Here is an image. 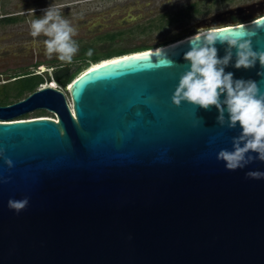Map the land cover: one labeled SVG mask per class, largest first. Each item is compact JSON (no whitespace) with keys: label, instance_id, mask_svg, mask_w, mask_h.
I'll list each match as a JSON object with an SVG mask.
<instances>
[{"label":"water","instance_id":"obj_1","mask_svg":"<svg viewBox=\"0 0 264 264\" xmlns=\"http://www.w3.org/2000/svg\"><path fill=\"white\" fill-rule=\"evenodd\" d=\"M245 11L240 23L194 28L252 33L264 51V0L222 15ZM193 34L82 72L68 89L55 81L70 105L42 85L0 106V264H264V179L245 175L264 162L227 170L217 155L233 150L239 126L171 100ZM216 47L222 58L227 45ZM231 64L264 91L258 61ZM33 112L54 119L24 118ZM25 197L19 213L8 207Z\"/></svg>","mask_w":264,"mask_h":264},{"label":"rangeland","instance_id":"obj_2","mask_svg":"<svg viewBox=\"0 0 264 264\" xmlns=\"http://www.w3.org/2000/svg\"><path fill=\"white\" fill-rule=\"evenodd\" d=\"M260 1L263 0H175L173 3L168 0H0V18L14 16L17 20L8 25L0 23V87L12 81L13 76L34 72L48 78L44 84L63 91L51 79L53 70L59 66L74 70L84 63L89 66L91 62L77 59L82 52L87 54V49L104 54L116 49L157 47L180 35L198 33L194 27L203 22L212 26L240 23L235 17L244 18L250 11L234 16L222 13ZM50 5L58 7L63 18L78 29L74 39L79 52L71 64L60 61L55 54L51 57L46 54L47 37L30 35L31 22L43 18V10ZM31 9H35V14ZM216 15L218 19L210 22L209 18ZM63 93L70 102L68 93ZM36 117L54 119L46 112H33L24 118Z\"/></svg>","mask_w":264,"mask_h":264},{"label":"clouds","instance_id":"obj_3","mask_svg":"<svg viewBox=\"0 0 264 264\" xmlns=\"http://www.w3.org/2000/svg\"><path fill=\"white\" fill-rule=\"evenodd\" d=\"M173 2L175 0H168V3ZM31 11L35 14V9ZM43 13V18L31 22L30 35L33 38L47 37L44 41L46 54L49 57L55 54L60 61L71 64L79 52V44L74 39L78 29L63 18L56 6L50 5ZM227 31L207 28L197 35L196 42L184 53L183 58L190 67L181 74L171 100L177 107L183 101L204 110L215 107L219 125L226 124L230 129L239 126L240 134L232 139L233 150L221 149L217 155L218 160L225 162L227 170L235 171L256 160L264 162V91H261L257 81L235 79L234 73L225 69L233 58L235 63L231 66L236 69H252L257 61L264 69V51L253 50L251 37L254 34L237 32L225 35ZM217 43L227 45L222 58L218 55ZM87 54L91 56L92 50ZM173 63L171 60L158 61V64L166 66ZM257 75L264 77V71H258ZM3 156V149H0V157ZM5 163L9 168L13 167L11 159L5 158ZM245 175L250 179H264V172L261 171H250ZM28 203L27 197L10 199L8 207L19 213Z\"/></svg>","mask_w":264,"mask_h":264},{"label":"trees","instance_id":"obj_4","mask_svg":"<svg viewBox=\"0 0 264 264\" xmlns=\"http://www.w3.org/2000/svg\"><path fill=\"white\" fill-rule=\"evenodd\" d=\"M236 14L237 13L233 14V16ZM235 20L237 22H241L242 18L235 17ZM16 21L17 20L13 17L0 18V23L6 25L14 23ZM151 48L154 47L144 46L132 50L116 49L104 54H96L94 53V51H92L91 56H89L88 54H83L82 52L77 59H81L84 62H91L89 66L87 65L88 63H84V66L77 67L74 70H71L68 66L57 67L55 70H53L51 79L53 81H59V83H63L67 86L79 74H81L83 71L87 70L91 66L100 64L105 61H109L115 57H122L124 55L148 51V49ZM86 51H89V49H87ZM10 80L12 81L2 84L0 87V106L11 105L26 98L29 94L33 93L41 85H43L45 81H48V78H45L44 76H42V74H34V72H25L23 74L11 77ZM50 85L44 84L43 87H48Z\"/></svg>","mask_w":264,"mask_h":264},{"label":"bare ground","instance_id":"obj_5","mask_svg":"<svg viewBox=\"0 0 264 264\" xmlns=\"http://www.w3.org/2000/svg\"><path fill=\"white\" fill-rule=\"evenodd\" d=\"M200 32H202V31H200ZM200 32H198V33H195V34H193L192 36H194V35H199V33ZM186 38H188V37H186ZM185 38H183V39H181V40H184ZM181 40H178V41H176V42H180ZM172 43H170L169 45H171ZM157 49H159V48H155V49H153V50H157ZM150 51V50H149ZM140 53V52H139ZM135 54H138V53H133V54H130V56L131 55H135ZM127 56H129V55H124V56H122V57H115V58H113V59H111V60H109V61H105V62H102V63H100V64H97V65H94V66H91V67H89L87 70H85V71H88V70H91V69H93V68H95V67H98V66H101V65H104V64H107V63H110V62H113V61H115V60H118L119 58H123V57H127ZM85 71H83V72H85ZM48 87H50V86H48ZM52 88V87H51ZM69 88V86L67 87V89ZM55 89V88H54Z\"/></svg>","mask_w":264,"mask_h":264},{"label":"snow or ice","instance_id":"obj_6","mask_svg":"<svg viewBox=\"0 0 264 264\" xmlns=\"http://www.w3.org/2000/svg\"><path fill=\"white\" fill-rule=\"evenodd\" d=\"M140 58H143V57H131L128 59H140ZM113 63H120V61H114ZM101 67H104V66H101ZM93 71H95V70H93Z\"/></svg>","mask_w":264,"mask_h":264},{"label":"flooded vegetation","instance_id":"obj_7","mask_svg":"<svg viewBox=\"0 0 264 264\" xmlns=\"http://www.w3.org/2000/svg\"><path fill=\"white\" fill-rule=\"evenodd\" d=\"M233 16V15H232ZM9 17H13V18H15L14 16H9ZM232 19V17H227V19ZM16 19V18H15ZM233 23V22H232ZM59 67H62V66H59Z\"/></svg>","mask_w":264,"mask_h":264},{"label":"built area","instance_id":"obj_8","mask_svg":"<svg viewBox=\"0 0 264 264\" xmlns=\"http://www.w3.org/2000/svg\"><path fill=\"white\" fill-rule=\"evenodd\" d=\"M41 86H42V85H41ZM41 86H40V87H41ZM68 104L70 105V102H68Z\"/></svg>","mask_w":264,"mask_h":264}]
</instances>
